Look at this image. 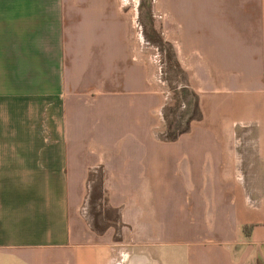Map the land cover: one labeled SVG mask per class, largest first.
Segmentation results:
<instances>
[{
    "label": "crops",
    "instance_id": "obj_1",
    "mask_svg": "<svg viewBox=\"0 0 264 264\" xmlns=\"http://www.w3.org/2000/svg\"><path fill=\"white\" fill-rule=\"evenodd\" d=\"M123 4L0 0V264H264V0H158L205 171L153 140L164 107Z\"/></svg>",
    "mask_w": 264,
    "mask_h": 264
},
{
    "label": "rangeland",
    "instance_id": "obj_2",
    "mask_svg": "<svg viewBox=\"0 0 264 264\" xmlns=\"http://www.w3.org/2000/svg\"><path fill=\"white\" fill-rule=\"evenodd\" d=\"M120 1L122 4H127L126 6L123 4L125 9L136 7L137 18L135 17L132 26L137 44L136 50H140L141 55L145 54L150 57L153 78L156 82L155 87L160 92L159 99L161 101L157 107H164L159 112H155L157 118L151 133L153 140L165 142L157 145L164 151H177V154H175V156H178L177 160L184 164L180 168H194L205 171L208 167V145L206 143L208 133L203 128L190 129V124L202 115L195 110L196 99L191 96L190 86L185 81L180 68L177 67L178 46L172 39L168 41L167 34L160 28V20L155 10L158 8V0ZM155 126H158V128ZM195 137L201 139L198 146L194 144L195 141H198ZM188 153H197L199 155L198 161L192 163L186 159ZM182 177L178 176L174 181H171V177H168L169 201L175 195L181 194L180 184L186 186ZM199 178L205 179L203 176ZM184 190L183 188L182 191L184 192ZM92 197L94 198L92 205L95 207L88 209L91 218L89 226L99 236V231L102 232L108 223L99 220V192L92 193ZM200 208L205 214L207 213L206 201L200 205ZM110 218H112V215H110ZM170 226L172 225L169 224Z\"/></svg>",
    "mask_w": 264,
    "mask_h": 264
},
{
    "label": "trees",
    "instance_id": "obj_3",
    "mask_svg": "<svg viewBox=\"0 0 264 264\" xmlns=\"http://www.w3.org/2000/svg\"><path fill=\"white\" fill-rule=\"evenodd\" d=\"M177 67H178V65H177ZM178 69H179V67H178ZM180 72H181V70H180Z\"/></svg>",
    "mask_w": 264,
    "mask_h": 264
}]
</instances>
